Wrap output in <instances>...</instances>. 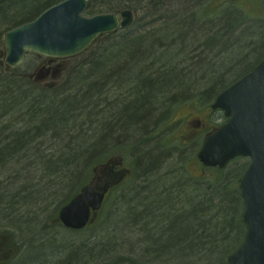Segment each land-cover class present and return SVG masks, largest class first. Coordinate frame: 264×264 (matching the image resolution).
Here are the masks:
<instances>
[{"label": "trees", "instance_id": "16d2710c", "mask_svg": "<svg viewBox=\"0 0 264 264\" xmlns=\"http://www.w3.org/2000/svg\"><path fill=\"white\" fill-rule=\"evenodd\" d=\"M61 1L63 0H9L2 3L0 5V28L2 25H7V27H11L8 28V30H10L14 27L30 22L44 10ZM95 1L97 6L93 4ZM148 1L149 0H116L115 4L107 5L103 4L101 0H89L85 12L88 15L117 13L124 9H132L133 11L139 12L135 6H138L139 3ZM152 1L159 5L162 3V0ZM7 3L12 4L13 7L6 11L5 7L8 6ZM100 3L105 9L98 11L96 8ZM181 4L182 3L178 6L179 9L176 10L177 13H173L168 17L166 16L162 23L165 27L168 26V28L169 26H172L171 28H174V32L182 31L187 35H193V30L197 33L199 29L191 27L193 16L191 15V12L186 7L183 8ZM175 6V0H166L158 8L156 7L154 11L160 14L163 13L164 8L172 10ZM262 9H264V5ZM200 13L202 15L201 11ZM222 13L223 11L220 14L215 15V12H213L208 16L211 19H215L218 16V19H221V21H213L212 25L216 24L213 31L206 30L204 31V34L202 33L203 38L211 44H214L212 51L206 50L200 52L194 48V50H190L193 51V53H191L186 48H183L179 54L176 52L178 55L176 53L174 55L173 49L177 45H186L187 43V40L181 41L180 39H174L175 41H170L166 46H161L163 43L157 42L156 40L151 47H147L146 49H142L145 48V46L139 45L135 40L129 41L127 44H121L123 38L134 31L138 23H134L130 29L119 35L102 37L84 55L88 56L97 47L100 51L99 54H95L90 59H87L86 62L79 64L74 63L77 59L70 61L72 64H68L64 68L62 75L64 80L60 87L68 88L70 93L68 97L63 100L60 99V101H52V99H50V101L36 100L37 95H35V92L34 95H28L29 92L27 90V92L24 91L20 85L24 83L22 80L18 79V81H12L11 79L4 77L3 69L0 68V115H6V122L8 123V135L2 136L0 133V161L11 157V160L16 158L23 163L22 167L25 165L24 170L21 169L23 175L0 182V192L4 193L2 197L8 198L10 191L14 190L19 183L31 182L35 179L39 173L38 167L41 165H38L37 161L39 162L40 157L44 156V151H42L40 147L44 145L50 146L47 151H50L51 154L42 162L43 167L45 166L44 162L48 157H53L54 159L56 156L65 155L68 160L63 163L64 165H62V167L56 169L53 173L48 174L47 167L44 176L41 177L42 179L39 181L42 182V180L49 176L61 174V180L63 181L62 183H64L72 177L73 173L76 171L78 162L82 159L81 156L84 154V150H88L89 148V151L91 150L92 152L95 149V145L90 141L92 135L95 133L99 117L106 115L108 111L112 113L114 107L120 106L119 102L124 98V96H114L115 91L110 86L115 84L113 74H111L110 70L118 63L126 61V64L124 65H126L128 69H125L124 72L126 73L125 77L130 80L128 95L129 99L132 100L130 103L131 108L127 112L128 114L125 115V119L119 124V127L122 132H132L125 134H132L135 138L142 133L145 125L144 122L149 120L154 114L153 108L159 107L162 104L158 99L160 98L163 100L166 95H169L170 91L179 88L186 89L188 87H191L190 90L199 89L198 91H201L204 88L207 89V87L213 85L211 91L215 93V90L224 84L227 75H229V78L227 79L232 80L235 76L237 77L241 73L245 74L252 69V67L264 56V52L263 54L261 52L264 49V23H253L255 31L251 35L248 34L243 42H239V39H235L234 42H232L231 37L233 36V32H235V30L233 31V28H240L239 26H243V24H236V27L231 24V27L229 26V28L224 26L226 25V21H231V18H233L232 16H234L235 13L237 16H240V13L235 12L231 15H229L228 12L225 14ZM175 15H177L176 18ZM205 15H202V17L205 18ZM198 16L199 15L195 16V18ZM210 25L211 24L207 26ZM188 26H190V28H188ZM243 27L245 28L246 25ZM165 34L168 36L169 30ZM254 38H258V41L252 45L250 41ZM102 43L106 44L105 48L101 45ZM161 48L162 50L165 48L166 52L168 50L173 54L161 53L160 55H157L158 51L162 52V50H160ZM247 49L248 52L245 54L244 51ZM215 50L217 52H215ZM214 52L216 53L215 56L213 55ZM195 53L198 54L196 55ZM180 55L187 58V60L182 58L178 63L174 62V60L168 61L171 58L180 59ZM211 55H213L212 59H214L212 64L209 63L210 59H207V57ZM251 57V61L248 62ZM163 59L164 61H162ZM205 61L209 64H204ZM72 67L73 70L76 69L74 72H72ZM210 75H213L211 81L209 79ZM104 78L107 79L106 82L110 79V85L104 82ZM124 82H126V80L121 78L120 80L118 79L115 85L121 86ZM105 85L108 86L104 87ZM104 89L108 92L109 96L113 93V97H116L117 99L110 101L105 111L100 112L99 107L97 106V100L100 96L102 97V95H105ZM89 90L91 91L89 93L91 95L90 98H88L85 93L86 91L89 92ZM45 92L50 94L53 93L51 90H45ZM40 97L42 96L40 95ZM105 101L108 103L109 100ZM32 123H39L37 126L38 129L35 128L37 133H34L35 131L29 128L24 131H20V129L18 130L16 128V124H23V127L27 128ZM143 123L144 125L142 127ZM137 127H142V130H140L139 133L135 131ZM69 129H72L73 134H77H74V137L70 136L67 141H65V138L64 140L63 138L61 139L58 137L59 135L71 133L69 132ZM142 134H144V131ZM51 137L60 143L59 147H56V145L51 143ZM37 139H40L41 142H37ZM113 140L114 142H117L118 138H114ZM53 146L57 148L56 151L52 150ZM160 160L161 158L157 159L154 156H146L144 157V163L141 168L143 169L150 163L151 166L147 169L148 171H146V173L153 172L156 170L153 169L157 166ZM152 164L156 166L152 167ZM0 169L3 174L7 173L5 167H1ZM209 171H212L216 176H220L221 173V170L217 169ZM30 173H34L35 177H30ZM173 178L174 177H170V180L173 181ZM214 183L213 191H211L213 193L208 194L210 198L208 200L206 199V190L197 188L196 186L198 185L194 183H189L191 186H181V192H173V190L167 186L168 184H164V186H162V188L165 189L163 192L158 194L155 192L153 193V199L156 200V206L153 210L155 214H159L155 217V219H158L156 222L157 227L159 226L158 224H166L161 228L165 230L164 233L162 232L160 238L156 239L160 245L165 243L163 247H172L175 245H178L179 247L182 246L183 249L191 251L195 256L196 254L205 253L213 254L215 256L219 254L220 251L224 254L228 249L234 247L236 249L241 244L245 234V227L239 220V229H242L243 231L241 237L237 233V228L233 225L231 219L235 207V195L231 192H229V194L225 193V191L220 188L221 186L219 184H223V182ZM82 185H84V183L80 184V186ZM187 188L190 190L193 188L195 190L193 194L198 197L201 196L199 203L194 204L193 198H190L192 195L191 193H184L187 192ZM48 190L49 189L46 186L40 187V183H38V185L34 184L33 191L26 194L24 198L22 197V199L18 201L21 204L27 202L28 205L31 204L32 207H36L37 212H34L33 214L26 211V213H30L32 216L29 220L27 219V215L24 217L25 219H20L23 216H20L18 219L17 216H15L16 211H22L21 206H15L14 208H0V216L8 220L12 227H15L20 238L24 240L29 247L27 250V256H34L36 253L42 255L41 251L38 253V249L35 250L34 248L36 247L35 243L40 240V236H43V234L38 232V227L43 224V228L49 229L46 225L44 226L43 216L48 213L47 200L53 197V194H57L55 192H47ZM179 194L185 196V203L182 208L177 209L181 214L175 216V206L178 204L177 196ZM236 194L239 199V194L237 192ZM205 202H208L209 206L208 204L204 206L203 204ZM207 206L209 207L208 210ZM182 210L187 212L188 215L182 217L184 219L180 218V222L191 221V227L187 229L182 239H176L177 237H175L173 244L167 245L166 240L171 236V229L169 226L170 224L172 225V220L175 221L176 218L184 213ZM11 215L12 219H9L8 217ZM107 215H109L110 221L112 222L111 217L113 214L108 211L103 214V220H106ZM119 217H121V215ZM148 217H151V212L145 216V218ZM137 222L138 221H136V223ZM105 239H107V237L102 240L104 241ZM146 240L151 241L150 238ZM204 248L208 249L204 250ZM75 251L76 250L69 253L68 258L70 259L67 261L71 262L72 259L77 258L79 253L77 251V253H75ZM103 252L104 251H102V253ZM161 253V251L155 253V255L158 254L156 258L160 259ZM74 254H76L75 257L73 256ZM201 260L204 261V259Z\"/></svg>", "mask_w": 264, "mask_h": 264}, {"label": "rangeland", "instance_id": "374dc122", "mask_svg": "<svg viewBox=\"0 0 264 264\" xmlns=\"http://www.w3.org/2000/svg\"><path fill=\"white\" fill-rule=\"evenodd\" d=\"M107 1V0H106ZM176 6L174 9H165L163 10L164 16H170L171 14L177 13L176 10L180 6L179 4L183 2V0H175ZM184 2H187L188 4H194L198 5L200 7L195 8L191 10L192 13H199L202 12V15H205L204 19L202 21H216L220 20L217 18L211 19L208 16H210L213 12H215V15L220 14L222 11V14H225L226 12L229 13V15L234 14L235 12H239L240 16H237L236 13L233 18H231V24L236 27V22L238 24L245 26H239L240 28H233V36L231 37L232 42H234L235 39H239V42H243L244 38L248 36V34H252L255 29L253 28V23H264V9L263 8V0H184ZM7 7H5V10H9L12 8V4L7 3ZM240 10V11H238ZM189 12V14H190ZM188 14V15H189ZM248 16L246 17L245 16ZM85 16L90 17L91 15H88L85 13ZM173 17V16H172ZM174 18V17H173ZM171 18V19H173ZM201 20V19H199ZM172 26L164 27L163 29L158 30V35H156L155 38H157V42L163 43L161 46H166L170 41H175L176 32H174V28H171ZM7 27L2 25L0 28V50L2 48L1 44V38L3 32H6L8 30ZM168 36L165 34L168 32ZM181 30V29H180ZM160 40V41H158ZM178 40V39H177ZM258 41V38L251 39L250 43L253 45ZM250 44V45H251ZM145 46V45H144ZM197 45H192V42L189 41L185 44L177 45L174 50V55L177 52L178 54L180 51L183 50V48H186L187 50H194V48ZM163 48V47H162ZM162 48L160 50H162ZM193 53V51H190ZM215 52H217L215 50ZM248 49L244 51L245 54H247ZM262 54L264 52V49L261 51ZM166 54L172 52L168 51L166 52L165 48L162 50V52L158 51L157 55L160 54ZM176 53V54H177ZM177 54V55H178ZM196 55L198 53H195ZM261 54V55H262ZM170 56V55H169ZM181 58L174 59V62L187 58L180 55ZM253 57V56H252ZM252 57L248 60L251 61ZM86 61V55L81 56L77 59L76 63H83ZM164 61V59L162 60ZM168 61H171L169 59ZM253 61V60H252ZM252 63V62H250ZM72 64L70 61L65 63V65ZM251 65V64H250ZM249 65V66H250ZM55 66V65H52ZM158 67V66H157ZM227 74V73H226ZM243 73H241L239 76H235L232 80L227 79L229 78V75H227L226 81L224 84H222L219 88H217L214 92L211 91V95L208 93L206 96L201 97L194 96V98L190 99L188 98L186 102H179L175 105H170L168 108L173 106V109L167 114H165L162 121L158 124V126L155 128L154 134H151L152 139L151 145L148 146L149 148H155L156 145L159 149L158 152L161 153V160L157 164V166L153 169L155 171L149 172L144 174L142 170V173L144 176L141 175V181L139 185L135 186V180L140 175L138 174V165H137V159L135 156L132 155L131 146L127 142L119 144L115 149H117L119 155L122 154L123 156V166L125 168H128L132 174L124 182L119 188L113 190L109 196L106 199V202L104 204V207L102 211L100 212L99 218L97 223L87 229L83 233H79L78 235H67L64 234L60 229L51 228V229H45L43 228V224L38 227L39 233L43 234V236H40V240L35 243L36 247L35 250L38 249V253L40 252V248H43L41 251L42 255L40 258L41 263L45 264H60L65 263L68 259L69 253L76 250L79 255L77 258L72 259V262L70 264H80V261L85 264H120L119 260H122L127 264L128 262L131 263V261H136L140 256V249L143 246L144 240L146 238V234L150 230L154 229V227H157L156 222L158 219L155 217L159 214H155L154 208L156 206V200L153 199L154 192L155 193H161L165 189L162 188L164 184H168L167 186H170L171 184L181 183V186H188L189 183L197 184V188L206 190V199H210L208 194L213 193V183L217 182H223V184H219L220 188H222L225 193L231 192L235 195V207L232 214V222L233 225L237 228V233L242 237L243 231L242 229H239V220L240 216L243 211V204L242 200L237 197L236 192H238V181L243 174L244 168L247 164L246 159H236L233 162H231L224 170H221L220 176H216L212 173V171H206L202 169L198 164L196 160V154L201 146L202 136L196 137L195 139H192L191 141H183V125L187 120L190 118L195 117V115L199 118H202L205 123L209 124L210 126L216 127L220 125L221 123H224L225 118L223 116V113L220 111H212L213 114L211 117L204 118L205 116V107H203L205 104H211L212 101L215 99V97L222 91V89L228 87L231 83H233L235 80H237L240 76H242ZM209 77V76H208ZM213 78V75H210L209 79ZM213 84V83H212ZM62 85V84H61ZM60 85V86H61ZM24 91H28V95H34V92L37 95L36 100L38 101H50L49 98H51V94L45 92L44 84L36 86V91L34 87L23 84L21 85ZM62 87H57L56 91L61 90ZM212 90L213 85H210L209 87ZM222 88V89H221ZM26 91V92H27ZM40 92V93H39ZM54 92V91H52ZM114 92V91H113ZM42 97H40V95ZM39 96V98H38ZM109 96V95H108ZM109 97L113 98V93L110 94ZM187 97V96H186ZM61 97L55 96L52 101H59ZM183 98V97H182ZM113 100V99H112ZM171 103L174 102V100L170 99ZM165 106V105H163ZM162 111H159V114ZM180 116L182 121H176L173 123V120ZM2 122H6L7 116L6 115H0ZM39 123H32L27 128L23 127V124H16V128L20 131H24L26 129H32L37 133V126ZM36 128V129H35ZM31 130V131H32ZM150 136V137H151ZM199 136V135H197ZM118 140H124L123 138H118ZM37 142H41L40 139H37ZM93 144V141L91 142ZM50 145V144H49ZM50 146L44 145L41 146L40 149L42 151H45L46 149H49ZM120 148V149H118ZM57 148H55V151ZM146 149L144 148V151ZM149 150V149H147ZM157 152V151H156ZM157 152V153H158ZM139 154H142L139 153ZM110 154H107L106 152H103L99 156H95L91 163L85 164V166H82L80 168V172L76 175V179L74 182L67 185V188L64 189V191L59 192L58 194H53L49 200H47V212L44 216V224L51 219H53L56 215V212L58 210V206L63 202L66 197L68 196V191L71 186H73V189L75 190L78 186H80L81 183H85L91 178V174L89 173V170L92 166H94V163L97 164L101 159H104V157L109 156ZM114 155V156H115ZM56 156V155H55ZM59 157V156H58ZM111 157V156H110ZM57 158V156L55 157ZM54 158V159H55ZM109 158V157H108ZM213 170V169H211ZM2 171V170H0ZM165 172H168L167 174H164ZM141 173V172H140ZM12 171H9L8 173H4L0 177V181L8 180L11 176ZM149 175V176H146ZM143 177H146L143 178ZM170 177H174L173 181L170 180ZM158 179V183L153 181V183H156L155 185H152L151 179ZM167 178V179H165ZM40 183V187H44L46 185V182H40L38 181L37 177L33 180L32 184L28 185L27 188H25V192L21 193L19 196V199L22 197H25L27 193H31L34 188V184L38 185ZM214 183V184H215ZM25 184L21 183L18 186V190L21 189ZM191 186V185H190ZM236 186V188H235ZM47 187V186H46ZM49 190L47 192L54 193L52 190H50V187H47ZM188 189V188H187ZM124 190V191H123ZM73 192V191H72ZM195 190L192 188L191 190L188 189L187 192L184 193H191L192 195L190 198H193L194 203H199L201 196H196L193 194ZM66 194V195H64ZM196 196V197H195ZM18 199V198H17ZM18 199V200H19ZM209 203L205 202L203 205L206 206ZM175 205V204H174ZM207 206V210L209 207ZM212 206V205H211ZM179 207L178 205L175 206V216H178L181 214L177 209ZM186 210V209H185ZM27 210H25L26 212ZM109 212L113 214L112 222L110 223V226L106 228L105 231L102 232V230H99L100 228V220H103V214L105 212ZM184 212V210H182ZM24 210L20 212H16L15 216H17V219L20 218V216H23L20 219H25L26 216ZM151 217L145 218L146 215L150 214ZM126 213H132L139 216L138 222L134 225L127 221V227L126 228H120L118 227V222H120L121 217L120 215H124ZM191 213V212H190ZM155 214V215H154ZM28 215H31L30 213ZM122 215V216H123ZM142 215V216H141ZM153 215V216H152ZM188 213L184 212L182 215H180L178 218L172 220V225H170L171 229V236H169L166 240L167 245H172L175 237L176 239H179L184 236L187 229L191 227V221H183L180 222V218L187 216ZM11 216H9V219H12ZM142 217V218H141ZM7 218V219H8ZM110 218L108 217L105 221H109ZM184 219V218H182ZM241 221V220H240ZM126 223V221H125ZM158 228L164 227L166 224L162 223L161 225L158 224ZM243 225V224H242ZM102 226V224H101ZM153 228V229H152ZM142 233H141V232ZM154 230L153 232H155ZM5 236L6 240L1 241L0 243V255H4L7 251H15L16 255L12 263H14L20 256L27 255V250L29 247L27 244L22 240L19 236V233L16 231L15 227L11 226V223L6 220L5 218H0V236ZM83 236V238H82ZM105 239L104 241L102 239ZM232 237V236H231ZM241 239V238H240ZM103 241V242H102ZM240 241V240H239ZM238 241V242H239ZM43 245V246H42ZM165 245V243H163ZM45 247V248H44ZM168 247V246H166ZM162 247V253H161V261L163 264H227L226 260L227 257L230 256L234 248L228 249L226 252H221L217 255H211V254H196V256L191 253V251L183 249V247H179L178 245L172 246V247ZM79 249V250H77ZM75 251V253H77ZM102 251H104L102 253ZM102 253V254H101ZM14 254V253H13ZM46 254V255H45ZM74 257L76 254L73 255ZM200 259V260H199ZM201 259H204L202 261ZM40 263V264H41ZM67 264H69L67 262ZM137 264H158V263H149L147 261H143V263H137Z\"/></svg>", "mask_w": 264, "mask_h": 264}, {"label": "water", "instance_id": "95a60500", "mask_svg": "<svg viewBox=\"0 0 264 264\" xmlns=\"http://www.w3.org/2000/svg\"><path fill=\"white\" fill-rule=\"evenodd\" d=\"M3 0H0V2ZM86 0H65L44 11L34 21L2 36L0 65L13 77L41 82L59 75L58 70L43 68L47 61L68 60L87 51L99 36L127 28L132 14L82 15ZM121 19V21H120ZM212 109H220L227 122L208 134L197 154L206 167L224 168L238 157L250 164L238 183L243 202L241 221L246 227L240 247L227 258L228 264H264V58L252 71L217 96ZM93 169L109 181L99 186L93 179L83 186L58 214L66 227L82 229L98 216L108 189L128 171L113 173L114 165Z\"/></svg>", "mask_w": 264, "mask_h": 264}, {"label": "bare ground", "instance_id": "6f19581e", "mask_svg": "<svg viewBox=\"0 0 264 264\" xmlns=\"http://www.w3.org/2000/svg\"><path fill=\"white\" fill-rule=\"evenodd\" d=\"M7 1H9V0L1 1L0 5L2 3L7 2ZM88 1L89 0H86L87 3H88ZM164 1H166V0H162V3L160 5H162ZM172 1H174V0H172ZM97 2H99V1H97ZM101 2L103 4L113 5V3L114 4L116 3V0H107V1L101 0ZM181 3H182L181 5L183 6V8L186 7L189 11L200 7L198 5L200 2L197 3L196 5H194V4L192 5L190 3L188 4L187 2H184V0H183V2H181ZM93 4L96 5V1ZM160 5L158 3H155L152 0H149L148 2L139 3L138 6L137 5L135 6L136 9H138L137 11H139V12L133 11L132 9H124L126 11H129L132 14V16H133L132 23H135V24L138 23V25L135 27L134 31H132L130 34H128L127 36H125L123 38V40L121 41V44H127L129 41L135 40L136 43H138L139 45H142V46L145 45V48H142V49H146L147 47H151V45L157 40V38H155V37H156V35H158V30L163 29L165 27V25L162 23V21H163V19L166 18V16H164L163 13L159 14L158 12L154 11L156 9V7L158 8ZM103 9H105V7L101 3L98 4V7L96 8V10L99 11V10H103ZM191 15L193 16V19L191 20V22H192L191 27H193L195 29H199L198 32L195 33V30H193V32H194L193 35H189V34L187 35L185 32L179 31V32H176L175 39H180L181 41L187 40V42L191 41L192 45H197L195 48L200 52H203L206 50L212 51L214 44H211L209 41H207L205 38H203L202 33L204 34V31H206V30L213 31V28L216 26V24L212 25L213 24L212 20L202 21V19H204V18L202 17L200 12L199 13H192ZM197 15H199V16L197 18H195V16H197ZM176 17H177V15H175V18ZM199 19H201V20H199ZM209 24H211V25L207 26ZM236 24L238 25V22H236ZM204 26H207V27H204ZM229 26L231 27V22L226 21V25L224 27L229 28ZM188 28H190V26H188ZM3 34H4V32H3ZM101 45H103V48H105V46H106V44H103V43ZM97 48L93 52H91L88 56H86V60L90 59L95 54H99L100 51ZM213 55L215 56L216 53L214 52ZM213 55L207 57V59H210L209 63H211V64L214 61V59H212ZM171 60H173V58H171ZM84 62H86V61H84ZM125 62L126 61H124V62L122 61V62L118 63L117 65H115L110 70L111 74H113L115 84L117 83L118 79L120 80L121 78H124L126 80V82H124L121 86L120 85L116 86L115 84L110 85V82H109L110 79L106 82L107 79L104 78V82L108 83L111 86V88L115 91L114 96H116V97H123L124 96L123 100H121L119 102L120 106H115L114 111L112 113L108 111V113L106 115H102V117H99V119H98L99 122L97 123V126L95 128V133L92 135V139L90 141V142L93 141V144L95 145V149L92 152H91V150L89 151V148H88V150H84L85 152L81 156L82 159L78 162L76 171H75V173H73L71 178H69L66 182L62 183L63 181L61 180V174L60 175L58 174L56 176H49L48 178L42 180V182H46V185H44V186H47V187L49 186L50 190H52L53 192L58 194L59 192L64 191V189L67 188L68 184L75 181L76 175L80 172V168L82 166H85V164L91 163L95 156H99L103 152H106L107 154H110V155L104 157V159H101L102 161H100L99 163H97V164L94 163V166H92L89 170V173L91 174L90 180L95 179L98 181L99 178H98L97 174H95L93 172V169H96V168L101 169L102 167H104L106 165H108L110 167L112 161L117 160V158H122L123 157L122 154L115 155V154H118V151L115 148L117 146H119V144L124 143V142H127L128 144H130V146L132 147L131 148L132 155L135 156V158L139 162V163L137 162V165H138V172H139L138 174H140V175L135 180V186L134 187L136 188V185L140 184V181L142 178L141 175L144 176L143 173L146 174V171H148L147 169L150 168V166H151L150 163L147 166H145L143 169L146 171H143V173H142L143 169L141 167L144 163L143 162L144 157L154 156L157 159L161 158V153L158 152L159 149H158L157 145L155 148H152V149L149 148L148 146H152L151 142H150L151 140H153L152 136H151L152 131L162 121L165 114H167L168 111L170 112L173 109V106H171L170 108H168V107L170 105H175L177 103L176 101L186 102V101H188L187 100L188 98L192 99V98H194V96L198 97L201 95V97H203V96H206L207 93H208V95L209 94L211 95V89L210 88H207V89L204 88L203 90L198 91L199 89L190 90L191 87H188L186 89L185 88H179L177 90L170 91L169 95H166L163 98V100L160 98L158 99V101H161L162 104L159 107H156V108L154 107L153 108L154 114L152 115V117L149 120H147L146 122H144L145 125H144V123L142 124V127L144 125V127H143L144 134H142L143 133V131H142L140 136L138 135L137 138H135L132 136V134H125V133H132V132H122L120 130V127H119V124L121 123V121H123L125 119V115L128 114L127 112L131 108L130 103L132 102V100L129 99V95H128V93H129L128 87L130 84L129 83L130 80L125 77L126 73L124 72V70L128 69L127 66L124 65V64H126ZM209 63H206V61L204 62V64H209ZM71 69L73 70V67ZM75 70L76 69H74L72 72H74ZM72 72H70V73H72ZM4 75H5L4 77L11 79L12 81H18V79L22 80L24 83H22L20 85H23V84L28 85L29 84V86L34 87L35 91L37 89L35 84L31 81L23 80L19 77H13V76L7 75L5 73H4ZM68 76H69V74H68ZM106 86H108V85H105L104 87H106ZM90 92H91L90 90H89V92H87V91L85 92L86 96L88 98L91 97V95L89 94ZM104 92H105V95H102V97L103 96L104 97L102 98L100 96L97 100V106L99 107L100 112L105 111L107 105L110 103V101H112V99H115V100L117 99L116 97H113V98L109 97L108 92L105 89H104ZM69 93H70V90L68 88L63 87L59 91L55 90L51 94V98H49V99H53L55 96H60L61 97L60 99L63 100L66 97H68ZM60 99H59V101H60ZM170 99L174 100V102L171 103ZM105 100H109L108 103H106ZM163 102H165V103H163ZM163 105H165V106H163ZM159 111H162V112L159 114ZM142 127L141 128L137 127L135 131L137 133H139L140 130H142ZM62 131H64V130H62ZM69 132H71V133H68L69 135L68 134L59 135L58 137L61 139L65 138L66 140L65 139L64 140L67 141V139L70 136L74 137V134L75 135L77 134V133L73 134L72 129H69ZM0 133L2 134V136L8 135V123L2 122L1 117H0ZM133 134H135V133H133ZM114 138H123V139H125V141L124 140H118L117 142H114V140H113ZM64 142H63V144H64ZM51 143L53 145H56V147L60 146L59 145L60 143L57 142V140H54L52 137H51ZM56 147L53 146L52 150H55ZM144 148L146 149L145 151H144ZM118 149H120V148H118ZM147 149H149V150H147ZM141 152H142V154H139ZM43 154H44V156L40 157L39 162L37 161L38 165L41 164L38 167L39 173L36 176L38 181L41 180L42 179L41 177L44 176V173L46 171L45 169L47 167H48V174H50V173H53L54 171H56V169L62 167V165H64L63 163L68 160L65 155L59 156L55 159H53V157L52 158L48 157L46 159V161L44 162L45 166L43 167L42 162L51 153H50V151H47V149H46ZM10 158L11 157L3 159L0 161V168L5 167V170L7 173L9 171H12V174L9 177V180H10V178L14 179V178H17V177L23 175L21 169L24 170V168H25V165L22 167L23 163H21L18 159L13 158L11 160ZM145 164H146V162H145ZM154 166H156V165L152 164V167H154ZM167 173L168 172H165L164 174H167ZM1 175H4V174H3V172L0 171V176ZM29 176L35 177V174L30 173ZM146 176H149V175H146ZM143 178L146 179V177H143ZM165 179H167V178H165ZM158 180H159V178L158 179H156V178L151 179L152 185L156 184V183H153V181L158 183ZM0 182H4V181H0ZM32 182L33 181L23 182L25 185L23 187H21V189L18 190V186L22 182L19 183L14 190L10 191V193L8 194L9 195L8 198H3L2 195H4V193L0 192V208H5V207L14 208L15 206H18V207L21 206V210L22 211L24 210V212H25V210L29 211L32 214L34 212H37L36 207H32L31 204L28 205L27 202H24L23 204H21L20 202H18L22 199V198L19 199V196L21 195V193H24L25 188H27V186L30 185ZM121 185L122 184L116 185L115 189L119 188ZM181 185H182L181 183H178V184L173 183L169 187H170V189L173 190V192H176V191L181 192ZM81 188L82 187L80 186L74 190L73 186L70 187L68 194H67L68 196L58 206V210L56 212L55 217L53 219H51L48 224L46 222L44 224V226L46 225L49 229L56 227L57 229H60L64 234H67V235H78L79 233H83L87 229L93 227L97 223L98 218L93 220V222L91 224H86L84 228L77 230V229L66 227L58 221V214H59L60 210L63 207H65L75 196H77L80 193ZM182 194H184V193H182ZM182 194H179L177 196L178 197V200H177L178 204L177 205L179 206V207H177L178 209L182 208L184 206L183 204L185 203V196H182ZM64 195H66V194H64ZM25 215H27L28 220L32 218V216L28 215V213H26ZM122 215H121L120 222L117 223L118 227H120L122 229L127 227V225H126L127 221L135 225L136 221L139 219L138 215H135V214L132 215V213H126L123 216ZM108 217H109V215H107V218ZM0 218H2V217L0 216ZM125 221H126V223H125ZM110 223H111L110 220L109 221L100 220L99 230L105 231L106 228H108L110 226ZM101 224H102V226H101ZM169 228H170V226H169ZM154 230H156V231L153 232ZM164 231H165L164 229H161L158 227H154L152 232L150 230V233L148 232L146 234V238L144 240L143 246L140 249V255H139L140 257L138 259H136V261L133 260V261H131V263L128 262L127 264L143 263V261H147L149 263L163 264L161 259L156 258L158 254L155 255V253H157L159 251L162 252L161 249H162L163 245H160L158 243V240H156V239H159L160 234L162 232L164 233ZM82 238H83V236H82ZM148 238H150L151 241L146 240ZM5 240H6V238L4 235L0 236V243H1V241H5ZM40 249L42 250L43 248H40ZM207 249L208 248H204V250H207ZM15 255H16V252L14 250L13 251L9 250L4 255H2V256L0 255V264H40L41 263L40 262L41 255H39L37 253L34 256H27V255L20 256L14 263H12V261L14 259H16ZM67 262L70 264L72 261L71 262L66 261L65 263L61 262L60 264H67ZM119 263L125 264V262H123L122 260H119ZM41 264H45V263H41ZM80 264H85V263L80 261Z\"/></svg>", "mask_w": 264, "mask_h": 264}, {"label": "flooded vegetation", "instance_id": "af4514ba", "mask_svg": "<svg viewBox=\"0 0 264 264\" xmlns=\"http://www.w3.org/2000/svg\"><path fill=\"white\" fill-rule=\"evenodd\" d=\"M211 104H205L203 107H205V116L204 118H208L212 116V111L210 108ZM176 121H182V119L180 118V116H177L174 120L173 123H175ZM213 126H210L209 124L205 123V121H203L202 118H199L195 115V117L190 118L189 120H187L185 122V124L183 125V140L186 141H191L192 139H195L196 137H200L202 136V140L204 139V137L213 130ZM155 129L152 131V134H154ZM199 135V136H197ZM198 165H200L197 162ZM117 169V168H116Z\"/></svg>", "mask_w": 264, "mask_h": 264}]
</instances>
